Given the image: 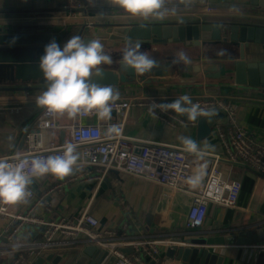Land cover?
Segmentation results:
<instances>
[{
    "label": "crops",
    "instance_id": "obj_1",
    "mask_svg": "<svg viewBox=\"0 0 264 264\" xmlns=\"http://www.w3.org/2000/svg\"><path fill=\"white\" fill-rule=\"evenodd\" d=\"M257 2L258 0H167L166 7L170 11L161 20L151 17L148 19L132 17L122 9L107 3V0H102V7L99 9L81 12L72 17L63 13L61 9L63 0H0V24L32 27L31 30L24 31L45 35L47 38L45 44H49L55 39L60 47L74 35L72 27L75 24H82V28L88 24L89 27L87 32H84V37L96 36L95 38L99 39L101 43L109 46V55L112 59H117L123 56V49L126 50L129 45L109 41L107 28L103 27L104 24L114 22L119 24L177 23L191 22L197 19L207 20V17H211L215 21L245 18L250 20L264 15V12L260 11L264 7L255 4ZM207 5L215 6L217 11L213 14H207L204 11ZM106 7L114 9L112 16L105 14ZM239 9L250 10V12ZM227 49L231 50L232 54H226V65H220V72L222 73L220 81H205L203 84L182 86L172 84L145 86L137 82L126 85L124 88L115 89L119 92L118 100L126 99L123 98L125 94L121 92L123 89L132 91L137 88L140 91L138 95H143L148 103L153 100L164 103L166 99L177 98L181 95H189L191 99L206 94L227 96L235 100L238 105L239 122L247 130L257 132L264 143V89H245L237 85V65L240 62L239 47H228ZM258 49L262 48L251 45L246 49L247 62H250V59L253 60ZM164 53L168 57H174L178 56L179 53H184V51L178 47H170ZM34 55H36L35 52ZM172 67H176V65L173 64ZM190 76L195 77L196 75ZM20 93L17 95L18 97L12 98V100L4 101L0 98V104L28 103L36 105L35 98L42 94V92ZM38 110V114L43 111L40 108ZM112 118L115 119L116 116L113 114ZM58 121L61 126L60 129L43 131L42 143L45 149L51 148L52 145L62 146L70 140L69 118L63 115L59 117ZM221 121L224 122V118ZM125 134L131 138L181 147L179 137L187 136L196 141L201 148L205 144L214 146V149H209L207 152L225 153L223 143L216 135L214 128L209 136L199 140V123L172 126L141 108H135L130 113ZM26 150V143L24 144L20 140L19 145L15 147V152L24 153ZM76 151L80 156V150L76 149ZM222 169L225 174H229L231 178L243 184L238 202L239 209L224 208L212 204L205 223L188 231H177L176 233L154 231L152 225L150 227L146 225L147 216L153 217L164 212L165 204L160 197L159 187L137 178H131L123 173L109 171L103 176V173L96 167L76 165L74 171L63 179H57L49 174L35 180L30 186V190L35 192L38 198H43L42 206L36 211L37 216L52 220H75L84 213H88L99 220L98 232L102 233L104 239L119 243L120 248L130 246L125 245V243H131L134 240L148 241L163 237L175 238L183 242L191 241V244H176L179 248L202 247L222 256L221 264H264L263 243L244 244L226 241L227 236L238 234L240 229L264 221V177L256 176L244 165L232 167L229 164H223ZM59 184H62V187L55 188ZM31 204L32 202L18 204L12 210L13 212H24ZM129 222L135 225L134 237L130 234ZM25 231L28 232L25 240L36 237L37 230L34 226L27 225ZM106 231L113 233L111 235L105 234ZM73 242L74 244L60 246L48 251L44 257L45 264H73L70 262V255H67V252L73 248L77 251L86 246L96 248V251L91 255L94 264H114L116 257L112 248L101 247L90 242L84 236H76ZM167 249L168 246H161V259L164 261L171 260L166 255ZM134 250L136 252L133 254H125L145 257L143 250L137 251L136 248ZM42 257L38 256L34 264H38V260ZM58 258H60L58 263H55ZM178 262L186 264L183 261Z\"/></svg>",
    "mask_w": 264,
    "mask_h": 264
},
{
    "label": "built area",
    "instance_id": "obj_2",
    "mask_svg": "<svg viewBox=\"0 0 264 264\" xmlns=\"http://www.w3.org/2000/svg\"><path fill=\"white\" fill-rule=\"evenodd\" d=\"M101 7L102 0H63L61 9L64 14L72 17ZM104 11L107 16L114 14L112 7H106ZM204 11L213 14L216 7L207 5ZM175 99H166L165 102ZM192 101L199 103L202 108L224 114V122L218 120L214 126L225 148L224 154L207 152L203 159L198 160L181 146L127 136L125 127L135 108H141L172 126L196 125L203 119L189 122L186 116L172 111L163 113L159 108H155L153 114L150 108L154 102H160L153 100L148 103L141 94L116 100L112 104L111 113V117L113 114L116 116L115 119L100 121L94 113L69 119V142L80 150L77 165L96 167L103 176L109 171H116L159 187L165 209L163 213L153 216L154 231L176 233L201 226L212 204L239 209L243 184L225 174L223 164L232 167L244 165L264 177V143L257 132L247 130L239 122L236 101L217 94L196 96ZM38 112L34 104H0V158L12 159L17 154L15 147L20 140L27 145V150L19 153L22 156L47 157L62 152L66 143L62 146L52 145L49 149H45L42 143L44 130L61 128L58 121L60 116H51L45 110ZM111 125L119 126L118 135L107 133ZM9 136L13 137L11 143L14 147L9 146ZM201 166L202 180L194 187L188 180L197 170H201ZM60 187L62 184L55 188ZM31 193L28 202L32 204L24 212H13L15 205H0V261H9L3 264H34L38 256L45 257L51 249L74 244L76 236H84L101 247L112 248L116 257L114 264H182L175 259H161V246L186 245V242L164 237L148 241L134 240L125 245L133 246L137 251L143 250L145 257L127 255L121 251L119 243L106 241L102 233L98 232L99 220L93 215L84 213L75 220H52L37 216L36 211L42 206L43 198H38L33 191ZM27 225L37 230L35 238L22 239ZM111 233L105 232L109 235Z\"/></svg>",
    "mask_w": 264,
    "mask_h": 264
},
{
    "label": "water",
    "instance_id": "obj_3",
    "mask_svg": "<svg viewBox=\"0 0 264 264\" xmlns=\"http://www.w3.org/2000/svg\"><path fill=\"white\" fill-rule=\"evenodd\" d=\"M255 4L264 7V0H258ZM260 11L264 12V9ZM246 20L197 19L191 22L177 23L119 24L114 22L104 24L103 27L107 28L109 41L127 45L141 43L140 51L146 52L153 58L157 66L151 72L140 76L136 75L134 71H124L122 57L112 59V64L101 65L102 75L93 76L92 82L117 89L123 85H132L137 82L145 86L152 84L182 86L203 84L205 81H220L222 79L220 65L227 64L226 54H232L231 50L227 48L239 47L240 62L237 65V85L245 89H264V15ZM88 27L89 25L85 24L78 35L85 40L96 39V36L83 37ZM31 29L32 27L0 24V92L36 93L42 92L46 88L40 60L45 54L47 38L43 34L24 31ZM21 31L25 33L23 34ZM102 44L105 53L109 55V46L105 43ZM251 45L262 49L256 50L253 60L250 59V62H247L246 49ZM170 47L181 48L190 63H174L177 56L168 57L164 53ZM20 51H24L25 54L33 53V55L35 52L36 55L33 57L19 55ZM125 51L123 49V53ZM173 64L176 67H172ZM223 118L224 114L217 113L213 117L212 124H208L204 118L201 119L199 121V140L209 136L216 121ZM152 219V216H147L146 225L148 227L152 225ZM128 225L130 234L134 237L135 225L130 222ZM27 234V231L23 232L22 238L25 239ZM227 240L244 244L252 242L264 244V221L240 229L238 234L227 236ZM186 243L191 244V241L186 240ZM95 251L94 246L79 248L73 264H94L91 255ZM121 251L127 254L135 252L131 246L122 247ZM166 255L171 260L176 259L186 264H221L223 259L222 256L208 249L189 246L186 248L168 247ZM59 259H56L55 263H58ZM45 262L44 257L38 260V264H45Z\"/></svg>",
    "mask_w": 264,
    "mask_h": 264
},
{
    "label": "clouds",
    "instance_id": "obj_4",
    "mask_svg": "<svg viewBox=\"0 0 264 264\" xmlns=\"http://www.w3.org/2000/svg\"><path fill=\"white\" fill-rule=\"evenodd\" d=\"M91 2V0H90ZM112 6L118 7L132 17L164 19L170 9L166 7L167 0H107ZM174 11V10H171ZM143 27V26H142ZM141 43L129 44L122 56L124 71H134L143 76L157 66L156 61L146 52L140 51ZM190 63L184 53H179L174 63ZM113 63L112 57L105 53L99 39L85 40L79 35H73L61 48L53 39L45 47L41 57L40 68L43 72L46 88L35 98L38 108L51 116L66 115L75 119L82 115L95 114L98 120H111L112 104L119 99V92L112 86H102L92 82L93 76L102 75L101 65ZM159 108L163 113L172 111L180 116H186L189 122L204 118L208 124L213 123L217 115L214 110L202 108L199 103H193L189 95H181L172 102L155 103L150 111ZM109 135H118V125L107 129ZM9 146L13 137L9 136ZM183 150L203 159L207 150L214 146L205 144L203 148L187 136L179 137ZM79 153L73 143H66L59 154L43 156H22L17 153L12 159L0 158V205H18L27 203L32 193L30 186L35 180L46 175L63 179L70 175L78 160ZM201 170H197L188 180L192 186H197L202 180Z\"/></svg>",
    "mask_w": 264,
    "mask_h": 264
},
{
    "label": "trees",
    "instance_id": "obj_5",
    "mask_svg": "<svg viewBox=\"0 0 264 264\" xmlns=\"http://www.w3.org/2000/svg\"><path fill=\"white\" fill-rule=\"evenodd\" d=\"M219 9V8H218ZM228 9H231V8H228ZM233 10H235V8H233ZM238 10V9H236ZM239 10H246V9H239ZM216 11H217V8H216ZM246 12H250V10H246ZM246 19L249 20V18H245V19H242L244 21H247ZM207 20H212V21H215V19L211 18V17H207ZM81 28H82V24H75L72 29L74 31V35H78L79 32L81 31ZM85 34H83V37H84ZM126 86V85H125ZM124 88V85L121 86ZM139 89H134V90H124L121 91L123 94H125V96L127 97H130L131 95L135 96V95H138L140 93V91H138ZM243 93V92H241ZM18 94H21L20 92H0V98H2L4 101H8V100H12V98H15V97H18L17 95ZM250 95H255V94H250ZM132 97V96H131ZM250 172H253L250 168H248ZM256 176H258V174H256L255 172H253ZM70 255L69 256V259H70V262L71 263H74L76 257H77V254H78V250L75 251L74 248L69 250L67 252V255Z\"/></svg>",
    "mask_w": 264,
    "mask_h": 264
},
{
    "label": "bare ground",
    "instance_id": "obj_6",
    "mask_svg": "<svg viewBox=\"0 0 264 264\" xmlns=\"http://www.w3.org/2000/svg\"><path fill=\"white\" fill-rule=\"evenodd\" d=\"M19 55H27L28 57H33V56H34L33 53H26V54H25L24 51H20V52H19Z\"/></svg>",
    "mask_w": 264,
    "mask_h": 264
},
{
    "label": "rangeland",
    "instance_id": "obj_7",
    "mask_svg": "<svg viewBox=\"0 0 264 264\" xmlns=\"http://www.w3.org/2000/svg\"><path fill=\"white\" fill-rule=\"evenodd\" d=\"M125 86V85H124ZM123 98H127V96H125V97H123ZM2 261H4V262H1L0 261V264H3V263H7V262H9L8 260H2Z\"/></svg>",
    "mask_w": 264,
    "mask_h": 264
}]
</instances>
